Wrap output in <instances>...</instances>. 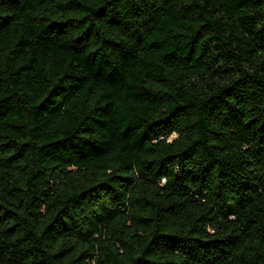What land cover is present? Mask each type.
Masks as SVG:
<instances>
[{
    "label": "trees",
    "instance_id": "trees-1",
    "mask_svg": "<svg viewBox=\"0 0 264 264\" xmlns=\"http://www.w3.org/2000/svg\"><path fill=\"white\" fill-rule=\"evenodd\" d=\"M0 264H264V0H0Z\"/></svg>",
    "mask_w": 264,
    "mask_h": 264
}]
</instances>
